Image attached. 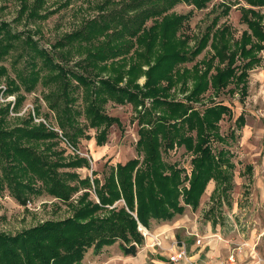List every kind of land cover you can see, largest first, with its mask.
Returning a JSON list of instances; mask_svg holds the SVG:
<instances>
[{
	"label": "trees",
	"instance_id": "trees-1",
	"mask_svg": "<svg viewBox=\"0 0 264 264\" xmlns=\"http://www.w3.org/2000/svg\"><path fill=\"white\" fill-rule=\"evenodd\" d=\"M41 1L44 4L46 0H20L21 12L29 9L31 18H40L43 16L38 10ZM211 1L122 0L119 7L88 20L82 28L54 45L55 49L62 48L61 62L68 61L74 49H78L79 54L85 52L86 74L76 72L67 64L56 63L40 48L32 34L23 41H19L18 33L6 37L9 31L0 37V57L14 49L16 43L24 42L37 50V57L32 56L29 63L36 68L39 60L43 65L31 70V74L39 78L42 70L57 71L42 77L52 91L45 99L56 112L64 132L62 136L75 149L80 137L91 139L79 127L82 112L88 126L97 129L96 144L103 146L111 127L121 125L118 118L106 113L105 104L112 101L141 107L136 144L138 156L111 167L103 182L99 178L91 181L74 173L59 172L64 167L89 168L90 164L80 155L70 162L49 161L39 152L40 145L59 138V134L43 124L32 125L31 114L24 125L5 129L12 103L8 102L5 109L0 108V156L6 164L0 184L5 182L10 193L23 205L27 203L28 193L39 192L40 188L34 187L37 180L49 194L63 202H71L74 193L85 190L78 197L71 217L60 222L48 221L16 235L0 233V264H80L90 248L99 252L117 241H121L120 248L125 255L136 256L138 246L144 241L139 224L149 228L152 220L170 221L184 214L188 206L197 209L211 181L229 182L226 168L232 166L230 153L226 150L216 152L211 142L222 141L219 123L224 115H230L231 109L220 102L203 109L192 104L201 102L208 91L219 96L229 82H234L235 88L247 96L249 70L260 63L259 52L264 51V14L255 9L264 7V0H246L250 8L243 9L241 21L251 32L245 31L235 43L237 51L229 54L226 53L231 46L226 36L228 27L216 29L212 34V29L205 32L191 50L187 47L188 37L183 39L179 33L188 15L171 12L178 4L204 9ZM225 11L228 13L229 7ZM149 21H152L150 26L147 25ZM211 39L220 63L212 65L218 70L216 75H209L210 60H202L191 70L181 66L201 54ZM68 45L76 48L63 55ZM132 50L136 54L129 59L127 56ZM238 51L243 63L236 65ZM130 63V68L126 69ZM224 63L227 65L221 68ZM6 73L7 70L0 67V75ZM68 74L82 85L84 111L75 107L77 97L74 93L80 87L71 84ZM103 74L107 75L103 77ZM141 77L145 78L143 85L139 83ZM19 79L25 83V76ZM188 80L190 87H186ZM179 83L183 92L189 90L185 101L171 93ZM16 91L9 89L8 83L5 93ZM20 103L21 99H16L14 108ZM244 121L241 115L238 122L243 124ZM175 147H184L193 154L190 176L184 169L164 160L163 153ZM70 179L77 184L71 185ZM92 188L90 192H94L97 201L91 199L89 190ZM119 201L122 206L115 205Z\"/></svg>",
	"mask_w": 264,
	"mask_h": 264
},
{
	"label": "rangeland",
	"instance_id": "rangeland-1",
	"mask_svg": "<svg viewBox=\"0 0 264 264\" xmlns=\"http://www.w3.org/2000/svg\"><path fill=\"white\" fill-rule=\"evenodd\" d=\"M19 1L0 0V31H2L0 37L9 31L6 37L18 33L19 41H23L27 40L25 37L32 34L40 48L47 51L49 56L59 63L62 48L55 49L54 45L64 40L66 35L82 28L88 20L102 14L106 15L112 9L119 7L122 0H46L44 4L41 1V7L38 10L40 9L39 13L43 16L40 18H31L29 9L21 12ZM226 7H229L228 13L225 11ZM245 7L250 8L246 0H213L204 9L182 3L175 6L171 12L188 15L179 33L183 39L188 37L187 47L191 50L195 49L197 41L199 42L205 32L212 29V34L216 29L228 27L229 34L226 36L231 46L226 53L229 54L234 50L237 51L235 43L243 33L251 32L241 21ZM255 9L264 14V7ZM147 25H152V21H149ZM1 27H3L2 30ZM212 42L211 39L201 54L181 66L191 70L202 60H210L209 75H216L218 70L212 68V65L216 66L220 63ZM16 44L14 49H10L6 55L0 57V67L7 70L5 75H0V108L5 109L6 104L10 102L8 100L10 96L21 99L19 107L14 108L16 104L11 105L5 129L24 125L31 114L32 125L43 124L50 131L59 134V138L42 143L40 145L42 149L39 152L46 155L52 162L57 160L70 162L78 155L85 157L90 164L89 168L64 167L59 169V172L74 173L80 178H89L91 181L99 177L102 182L111 167L138 156L136 144L139 140L138 114L141 107L136 108L130 103L116 104L112 101L105 104L106 113L118 118L122 126L114 124L111 127L108 140L104 145L105 154L100 156L99 160H95L93 152L98 149L95 144L97 129L88 126L89 122L82 112L79 117V127H82L91 139L80 137L77 149L67 142L62 136L64 132L59 126L56 112L49 107L45 99V96L52 91L44 84L42 78L55 74L57 71L42 70L40 74L42 76L36 78L30 71L38 70L43 65L37 60L35 68L29 61L32 56L37 57L35 55L37 50H33L24 42ZM70 46L63 49V55L76 48V46L73 48ZM77 50H72L70 59L61 63L64 66L66 64L71 66L78 73L86 74L88 66L86 67V62L83 60L86 54L85 52L79 54ZM134 54L136 52L132 50L127 57L130 59ZM259 55L260 63L248 73L247 96L244 97L241 89L235 88L234 82H229L219 96L215 97L212 91H208L201 102L192 104L196 108L203 109L213 102H220L231 109L230 115H224L219 123L222 141L215 139L211 142L216 152L226 150L230 153L232 166L226 168L229 182L221 184L211 181L197 209L188 206L184 214H178L170 221L152 220L148 230L153 236L144 238L143 243L138 246L136 256L125 255L120 248L121 241H117L111 246L103 247L99 252L90 248L80 264H186L185 262L173 263L170 260L171 254L182 246H185L188 255L193 257L194 264H232L229 260L230 254L243 243L256 246L255 249L259 255H264V51L259 52ZM237 62L243 63L240 51L236 56V65ZM76 65L83 67L79 68ZM226 65L227 63L221 64V68ZM130 66L131 63L126 69ZM105 75L107 74L102 76ZM20 76H25V83L21 82ZM67 77L72 85L80 87L81 84L70 74ZM144 81L145 78L141 77L140 85H143ZM8 83L9 89H17L15 93H5ZM189 83L190 80L186 87H190ZM178 85L171 93L178 100L185 101L189 90L183 92L181 84ZM81 88L74 93L77 97L75 107L84 111ZM147 105H150L149 101ZM241 115L245 120L243 124L238 122ZM163 157L166 162L184 169L190 176L193 154L187 152L184 147H175L171 151H166ZM140 159H143V155ZM4 165L6 166L0 156V179H2ZM249 167H252L251 171ZM93 172L97 175H93ZM68 182L71 185L77 184V181L71 179ZM34 187L40 188L39 192L28 193L27 203L23 205L10 193L5 182L0 184V233L16 235L31 231L38 225H45L48 221L65 220L73 215L74 206L79 201H77L78 197L85 192L81 189L78 193H74L71 202H63L49 194L40 180L35 182ZM93 190L94 188L89 192ZM90 193L91 199L97 201L94 192ZM117 204L122 206L123 203L119 201L115 205ZM161 226H163L162 230ZM157 229L159 232H156ZM246 251L249 252V248H246ZM236 258L237 264H245L242 261L248 260L245 255L241 257L239 253H236Z\"/></svg>",
	"mask_w": 264,
	"mask_h": 264
},
{
	"label": "built area",
	"instance_id": "built-area-1",
	"mask_svg": "<svg viewBox=\"0 0 264 264\" xmlns=\"http://www.w3.org/2000/svg\"><path fill=\"white\" fill-rule=\"evenodd\" d=\"M8 100L14 105L16 103L15 97H9ZM140 233L143 235L144 238H151L153 235L150 234V231L145 226L139 224L138 227ZM201 242V241H199ZM246 248H249V252L246 251ZM256 246H251L249 243H243L237 248L234 249L233 253L230 254L229 260L232 264H237L236 253H239L241 257L245 255L248 258L246 261H242L245 264H264V255H259L256 251ZM193 257H190L187 253L186 247L182 246L176 249L170 256V260L173 263H180L185 262L186 264H194ZM250 259V260H249Z\"/></svg>",
	"mask_w": 264,
	"mask_h": 264
},
{
	"label": "crops",
	"instance_id": "crops-1",
	"mask_svg": "<svg viewBox=\"0 0 264 264\" xmlns=\"http://www.w3.org/2000/svg\"><path fill=\"white\" fill-rule=\"evenodd\" d=\"M94 141V140H93ZM95 142V141H94ZM95 144H96V142H95ZM98 146V145H97ZM98 149L97 150H94V152H93V154H94V157H95V159L96 158H100V156H102V155H104L105 153V146L103 145V146H98L97 147ZM126 161H128V160H125V161H121V163H125ZM97 175V174H96ZM97 178H99V177H97ZM100 179V178H99ZM103 182V181H102ZM160 229L162 230L163 229V226H161L160 227ZM156 232H159L158 231V229L156 230Z\"/></svg>",
	"mask_w": 264,
	"mask_h": 264
},
{
	"label": "bare ground",
	"instance_id": "bare-ground-1",
	"mask_svg": "<svg viewBox=\"0 0 264 264\" xmlns=\"http://www.w3.org/2000/svg\"><path fill=\"white\" fill-rule=\"evenodd\" d=\"M95 160H99V157H98V158H96Z\"/></svg>",
	"mask_w": 264,
	"mask_h": 264
}]
</instances>
